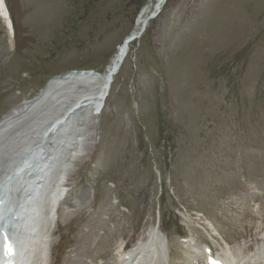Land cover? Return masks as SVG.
<instances>
[{
    "label": "rangeland",
    "instance_id": "374dc122",
    "mask_svg": "<svg viewBox=\"0 0 264 264\" xmlns=\"http://www.w3.org/2000/svg\"><path fill=\"white\" fill-rule=\"evenodd\" d=\"M8 1L17 38L0 20V121L51 76L103 72L155 0ZM167 1L100 113L84 106L67 127L54 123L81 95L94 102L96 80H71L56 101L3 121L22 127L5 162L46 127L49 150L67 131L82 143L46 230V264H115L119 243L133 247L150 229L164 241L162 264H203L205 242L236 264L264 263V0ZM178 233L192 243L179 247Z\"/></svg>",
    "mask_w": 264,
    "mask_h": 264
},
{
    "label": "bare ground",
    "instance_id": "6f19581e",
    "mask_svg": "<svg viewBox=\"0 0 264 264\" xmlns=\"http://www.w3.org/2000/svg\"><path fill=\"white\" fill-rule=\"evenodd\" d=\"M166 2H168V1L167 0H155L152 3L154 11H152L150 15H147L148 10L150 9L149 8L150 5H148V7H146L143 10V12L140 14V16L138 17V20L135 23V27H134L135 32L140 30L141 28H144V26L146 28L150 17H152V18L156 17L159 13L158 12L159 9ZM122 43L123 42H121L117 46V51L113 55L110 64L107 66L105 73L103 74V76L101 78L74 77L73 79H71L72 76H66L64 78H53L48 83L43 94H41L40 96L35 98L33 101L29 102L27 105L31 106L32 111L34 109L42 108L44 106L42 104L45 101V99L48 98V100H49L61 92V91L60 92L57 91V86L61 85L62 83H65L67 81L70 82L71 80H74V81H76V80L77 81H84L85 80L86 82H91L94 79V80H96L94 83L97 84V86L90 85L91 86L90 90H93V92L95 91L96 96H95L94 102H93L94 105H93V103L91 105L93 108L97 107L100 104L101 100H103V97L105 96L106 92L109 90V93H110V91H111L112 84H113L115 76H116V75L113 76V80L110 81L111 82L110 83L109 80L112 77V72L119 65L122 67L126 61L127 56L124 57V51L121 48ZM121 67H120V69H121ZM96 82H98V83H96ZM71 83H73V82H71ZM91 83H93V82H91ZM109 84H110V88L108 87ZM67 87H70V85H67L65 88H67ZM81 92H83V91L81 90ZM84 95H81L79 98H77L75 103H73L71 106H69L68 108H65L66 110L63 112L62 115L54 118L53 119L54 123L56 122V125H58L61 123V120H66V117L68 119L69 118L68 117L69 112H71V110H73L75 108V106H77L79 103L90 101L89 99L86 98V96L84 97ZM27 105H24V106H27ZM23 107H22V109H23ZM23 116H26V115H23ZM8 121L2 122L0 124V134L2 131H5L6 129L9 128V127H7L9 125ZM10 122H13V121H10ZM69 122L66 120V123H69ZM66 127H67V124H66ZM16 132H19V130L14 131V133H16ZM43 132L45 133V135H47L48 132H50V127H46ZM63 137L64 136H62L61 141H63ZM5 138L7 139V137H5ZM37 142H39V141H37ZM65 142H68V141L66 140ZM7 144H6L4 152L0 153V163H1L2 157L4 156L3 153L6 154V151L9 148ZM60 144L61 143L59 142V145ZM33 147H34V143L27 145V149H30V148L32 149ZM61 148H64V145ZM64 149L66 151H68L66 148H64ZM9 152H10V150H9ZM62 153H63V151L60 152V155H61L60 160L57 158L56 161L57 162L59 161L60 165H62V167H63L64 165L65 166L68 165V163L65 161L64 158L69 156L70 152H69V154H62ZM24 159H25V156H23V157L18 156L17 158L12 160L11 164L8 165V167L6 166L5 171L0 175V197H3L2 199L6 201V199H8V197H9V195L10 196L12 195L11 199L8 200L5 203V205L0 208V213H1L0 222H1V218L3 216V212H4V210H6V207H8V206L16 207L14 212L19 218H20V216L25 217V214L27 212L26 221H24L25 219L24 220H20V219L16 220L13 222V227L10 229H9L7 224H0V225H1V228L3 230L8 232V234L10 235L12 240H14V242L16 243V251H17L16 252V261H18V263H21L24 260V256L26 255V253H28V256H27V259L25 262L26 264H46L47 263L46 262V249H45L46 244H45L44 240L40 239V236H41L40 234H42L41 232H43V230L45 231V229L49 226V224L54 223V221L50 218V212L55 211V209L57 208L58 195L62 194L64 189H63L62 184H60V182L57 181V179H56L57 175L56 176L54 175L55 168L57 166V164H56L57 162L54 160L55 158L53 156V153H48V156L46 157V159L41 160V161H37L34 164V166L29 169L28 172L17 177V175H15V174H17L20 170H24V169L28 168L26 165H22L23 167L21 166V168L18 171L15 170L16 167L24 161ZM1 165H2V163H1ZM28 165H30V164H28ZM45 166L47 168L43 169ZM0 168H1V166H0ZM41 170H45L44 175L39 173V171H41ZM13 172H14V175L16 177H15L14 181L11 184H9L8 182H6V180L9 178V176L12 175ZM31 173H34V174L32 175ZM55 174H57V173H55ZM41 183L44 184V186H42V187H44L46 189L44 196H42V197L47 198V199L44 198L45 200H47L46 204L43 203L42 197H39V191H40ZM11 188H12V191H11ZM13 190H14V192H13ZM4 192L7 195H5ZM16 195H17V197L18 196H21V197L17 200L15 198ZM17 202H18V206L16 205ZM40 203H43V208H44L42 216H40V214H39L40 213V211H39ZM40 225H41L42 229H41V232H39L40 234L38 235L37 226H40ZM18 229H20V231ZM25 229H28L29 233H28V231L25 232L26 231ZM38 236H39V238H38ZM154 238H156V239H154ZM158 244L160 245V240L158 237H153V235H147L142 240H140L137 248L135 247L134 249H131L127 253L130 255V257L132 255L134 256L131 261L129 259H126L124 257V255H122V257L117 259V263L118 264H133L134 262H137L139 264H142V262H144L146 256L149 255L150 249L154 248L156 252L158 249L159 251H161V254H162L163 245L159 246ZM1 245H2V240L0 237V259L2 256ZM123 246H124V244L121 243L118 246V251L122 252ZM138 257H141V259ZM154 258L155 257H153V259ZM151 259L152 258H150L148 260L147 264H150ZM23 263H24V261L21 264H23ZM157 263L161 264V257L158 258Z\"/></svg>",
    "mask_w": 264,
    "mask_h": 264
},
{
    "label": "snow or ice",
    "instance_id": "6c2138e0",
    "mask_svg": "<svg viewBox=\"0 0 264 264\" xmlns=\"http://www.w3.org/2000/svg\"><path fill=\"white\" fill-rule=\"evenodd\" d=\"M5 251L10 255H14V246L8 241V238L5 237Z\"/></svg>",
    "mask_w": 264,
    "mask_h": 264
},
{
    "label": "water",
    "instance_id": "95a60500",
    "mask_svg": "<svg viewBox=\"0 0 264 264\" xmlns=\"http://www.w3.org/2000/svg\"><path fill=\"white\" fill-rule=\"evenodd\" d=\"M131 40H132V38L128 39V40H127V43H128L129 41H131Z\"/></svg>",
    "mask_w": 264,
    "mask_h": 264
}]
</instances>
